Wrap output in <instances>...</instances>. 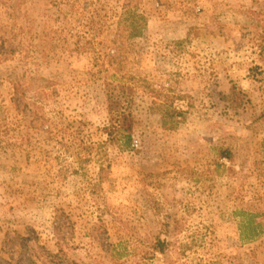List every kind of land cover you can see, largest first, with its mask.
Returning <instances> with one entry per match:
<instances>
[{
    "label": "rangeland",
    "instance_id": "374dc122",
    "mask_svg": "<svg viewBox=\"0 0 264 264\" xmlns=\"http://www.w3.org/2000/svg\"><path fill=\"white\" fill-rule=\"evenodd\" d=\"M1 44L0 264H264V0H1Z\"/></svg>",
    "mask_w": 264,
    "mask_h": 264
},
{
    "label": "trees",
    "instance_id": "16d2710c",
    "mask_svg": "<svg viewBox=\"0 0 264 264\" xmlns=\"http://www.w3.org/2000/svg\"><path fill=\"white\" fill-rule=\"evenodd\" d=\"M1 2V0H0ZM140 20L138 22H142V19L144 20V17H140ZM139 23V24H140ZM134 24V23H133ZM138 25H133L132 31L134 32ZM136 32V31H135ZM4 44L0 45V63L7 61L9 59V56L6 55L7 53L4 51ZM12 54V53H11ZM240 97L241 93L234 87L230 91L228 95H225L224 98L228 100L229 102H232L234 104V107H239L240 104ZM163 117L166 121V123L171 122L173 125L175 122L177 123L179 118L183 116L184 111L177 110V109H164L162 111ZM128 117L126 113H121L119 117H117L116 120V127L115 130L117 131V134L120 136L122 140V144L125 145V147L131 148L132 146V126H128ZM173 128V127H172ZM230 155H228L229 157ZM242 216H246L247 218L244 219V221L241 222V230L242 233H244V239L252 241L258 238L261 235V226L255 222V217L251 214H246L244 212H240ZM167 243L166 241H162L161 239H158L156 243V250L162 254L166 252Z\"/></svg>",
    "mask_w": 264,
    "mask_h": 264
}]
</instances>
